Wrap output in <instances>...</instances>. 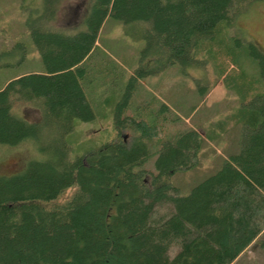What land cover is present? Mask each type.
<instances>
[{
	"label": "trees",
	"instance_id": "1",
	"mask_svg": "<svg viewBox=\"0 0 264 264\" xmlns=\"http://www.w3.org/2000/svg\"><path fill=\"white\" fill-rule=\"evenodd\" d=\"M31 1L39 9L25 26L42 69L0 89V146L31 144L40 159L0 176V264H231L257 244L264 234V52L256 45L248 42L245 52L261 89L238 94L233 114L201 135L161 102L128 108L126 91L114 106L108 141L70 159L67 136L95 118L84 67L106 18L142 32L130 87L175 64L198 67L202 54L218 57L222 28L264 0H89L75 33L49 26L63 0ZM214 76L198 95L227 78L225 70ZM19 104L32 106L38 121L14 113ZM213 144H223L218 164L181 193L171 178L215 154Z\"/></svg>",
	"mask_w": 264,
	"mask_h": 264
},
{
	"label": "rangeland",
	"instance_id": "2",
	"mask_svg": "<svg viewBox=\"0 0 264 264\" xmlns=\"http://www.w3.org/2000/svg\"><path fill=\"white\" fill-rule=\"evenodd\" d=\"M22 1L0 0V89L17 77L42 69L25 26L26 16L39 9V2L26 0L25 9L22 10ZM88 2L63 0L49 26L66 33L77 32ZM141 35L142 32L136 27L124 29L119 21L112 18H106L102 23L95 49L85 62L87 74L83 80L84 94L95 118L90 122L76 123L67 136L70 159L78 157L85 150L97 148L111 138L114 106L126 91L130 94L128 108L136 109L142 103L151 104L153 101L161 102L168 107L171 117L175 116L184 125L195 127L201 135L200 129L206 131L203 130L205 126H214L215 122L225 119V115L233 114L241 100L238 94L243 92L245 95L255 92V88L261 89L256 64L246 55L245 47L250 42L264 52V1L250 3L234 17L230 27L222 28L214 41L221 52L218 57L207 59L202 54L200 59L206 62H201L198 67L181 68L175 64L162 73L133 81L129 87L130 73L138 67L144 48ZM233 36H236L237 44L231 40ZM16 43H21V46ZM141 63L152 65L150 60L145 59ZM224 70L227 77L225 82L216 81L205 96L198 95L199 90H206L214 81L218 71ZM13 112L27 122L39 119V113L29 104H19ZM214 144L212 149L215 154L209 153L199 158L197 168L176 173L171 178L181 193H186L203 180L218 164L223 144ZM35 159L40 157L31 144H21L15 148L0 146V176L18 174L29 161ZM146 168H152V160L147 162ZM71 192L72 189L66 190L57 202L63 203ZM260 239L231 264H264V234Z\"/></svg>",
	"mask_w": 264,
	"mask_h": 264
}]
</instances>
